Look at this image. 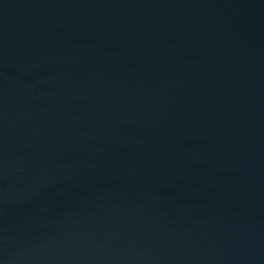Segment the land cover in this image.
I'll return each mask as SVG.
<instances>
[{
  "label": "water",
  "instance_id": "obj_1",
  "mask_svg": "<svg viewBox=\"0 0 264 264\" xmlns=\"http://www.w3.org/2000/svg\"><path fill=\"white\" fill-rule=\"evenodd\" d=\"M0 264H264V0H0Z\"/></svg>",
  "mask_w": 264,
  "mask_h": 264
}]
</instances>
